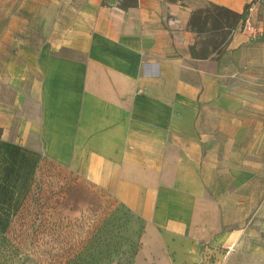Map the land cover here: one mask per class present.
Returning <instances> with one entry per match:
<instances>
[{
  "label": "crops",
  "instance_id": "0c3cea01",
  "mask_svg": "<svg viewBox=\"0 0 264 264\" xmlns=\"http://www.w3.org/2000/svg\"><path fill=\"white\" fill-rule=\"evenodd\" d=\"M17 2L0 34L3 140L108 187L144 220L149 264H264L261 0ZM209 2L243 18L224 53L197 58L188 24Z\"/></svg>",
  "mask_w": 264,
  "mask_h": 264
},
{
  "label": "rangeland",
  "instance_id": "374dc122",
  "mask_svg": "<svg viewBox=\"0 0 264 264\" xmlns=\"http://www.w3.org/2000/svg\"><path fill=\"white\" fill-rule=\"evenodd\" d=\"M18 5L0 0V34L6 18L26 14ZM223 36L204 35L211 55L218 54L211 39ZM258 42L264 62V41ZM259 98L252 129L264 139V86ZM2 132L0 127V264H149L139 255L145 222L125 202L85 170L6 143Z\"/></svg>",
  "mask_w": 264,
  "mask_h": 264
},
{
  "label": "trees",
  "instance_id": "16d2710c",
  "mask_svg": "<svg viewBox=\"0 0 264 264\" xmlns=\"http://www.w3.org/2000/svg\"><path fill=\"white\" fill-rule=\"evenodd\" d=\"M120 5L124 9L137 4V0H119ZM175 1V0H169ZM243 18V14L233 11L225 6L215 4L213 2L207 3L204 7L195 10L189 20L188 27L197 32L200 38L191 46L192 54L197 58H209L211 56L219 57L227 49L229 40L236 30L238 24ZM207 32H217L220 35L225 34L221 40H213V50L218 54L211 55L209 48L210 42L205 41L204 35ZM230 34L228 40L224 41L226 35ZM2 141V140H1ZM4 142V141H2ZM5 143V142H4ZM7 143V142H6ZM33 155L36 154L32 152Z\"/></svg>",
  "mask_w": 264,
  "mask_h": 264
},
{
  "label": "built area",
  "instance_id": "2783aa9c",
  "mask_svg": "<svg viewBox=\"0 0 264 264\" xmlns=\"http://www.w3.org/2000/svg\"><path fill=\"white\" fill-rule=\"evenodd\" d=\"M248 10H249V11H252V10H253V7L249 6V7H248ZM169 21H173V19L170 18ZM243 30H244V31H245V30H248V31H251V32L254 31V26H253V24L251 23V21H250V17H249V16H247V17L243 20Z\"/></svg>",
  "mask_w": 264,
  "mask_h": 264
}]
</instances>
